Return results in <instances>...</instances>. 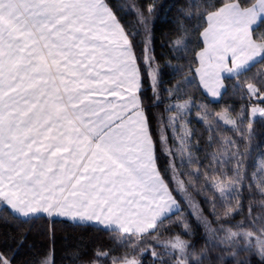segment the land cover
<instances>
[{"label":"snow or ice","instance_id":"obj_1","mask_svg":"<svg viewBox=\"0 0 264 264\" xmlns=\"http://www.w3.org/2000/svg\"><path fill=\"white\" fill-rule=\"evenodd\" d=\"M208 21L201 33L205 47L197 56L205 87L218 96L221 72L238 79L264 60V34L253 31L264 22V0H253L250 7L226 2L208 14ZM129 36L106 0H0V203L12 213L96 221L134 245L138 234L151 235L158 218L179 210L156 167L143 104L146 81L159 100V69L149 55V41L142 66ZM243 91L258 102L250 104V121L264 117L259 106L264 105V78L253 76ZM188 106L184 101L166 109L176 113L166 127L181 133V153L190 135L181 123ZM222 119L237 123L230 116ZM227 145L221 163L234 165L233 176L210 178L221 197L237 192L244 179L245 153L234 141ZM253 179H259L264 196V159ZM233 199V209H239L238 198ZM248 214L252 230L240 223L235 231L221 227L213 235L223 232L221 243H242L244 250L255 247L264 256V202L260 215H252L251 205ZM164 247L172 250L175 264H202V257L191 258L190 245L178 235ZM0 264L11 261L0 253ZM40 264L54 262L46 256ZM112 264L139 262L125 256Z\"/></svg>","mask_w":264,"mask_h":264},{"label":"trees","instance_id":"obj_2","mask_svg":"<svg viewBox=\"0 0 264 264\" xmlns=\"http://www.w3.org/2000/svg\"><path fill=\"white\" fill-rule=\"evenodd\" d=\"M133 5L153 21V57L159 69V100H155L146 81L143 88V104L146 114L150 118L151 131L156 144L157 160L163 178L171 190V173L178 174L184 187L194 195L205 215L208 224L200 225L193 218L185 230L180 217L185 212L184 201L177 196L180 209L166 218L158 228L138 236V251L128 255L135 257L139 264H175L170 248H165L167 240L180 236L188 242V251L194 257H202V264H264L255 247L244 250L247 246L242 243L228 245L221 243L223 232L213 235L212 230L232 228L243 223L245 230H252L248 219V209L252 206V215H260L261 204L264 202L259 188V179H253L258 166H254L256 156L264 153V120L247 127L240 122L239 114L253 101L237 92V87L244 79L259 76V68L264 66V60L253 65L238 79L236 77L225 80V89L218 102L211 101L202 91L196 77L198 67L197 54L204 48L201 33L207 27L208 14L218 10L226 2L238 3L242 7H250L253 0H131ZM114 14L129 33L136 32L133 27H139L134 11L130 10L128 0H106ZM151 6L152 11L148 9ZM254 34H264V22L255 30ZM135 53L142 64V44L133 37ZM187 38L185 49L178 50L176 42ZM194 79V82L190 80ZM191 78V79H190ZM171 91L172 96L169 95ZM199 98L204 100L212 113L228 110L239 119L236 128H225L217 124L213 129L197 118L194 111ZM192 99V110L189 111L188 121L190 135L185 136V150H178V132L168 125L166 109L170 103ZM264 106V105H263ZM162 121V123H160ZM251 135V137H248ZM166 137V142L161 137ZM243 137V139H242ZM227 140L234 141L241 152L245 153L242 174L244 179L237 185V192L221 197L209 183L210 178L233 176L231 168L234 165L222 164L227 159L225 149ZM233 149L229 148V151ZM218 178V177H217ZM175 192V191H174ZM241 207L234 210L237 200ZM231 214L225 216V212ZM191 217V215H190ZM259 225H257L258 227ZM117 233L89 225L72 224L69 222L40 216L23 218L12 213L0 203V253H3L11 264H40L46 256L54 264H109L114 258H122L123 245L116 239ZM107 252V258L98 257L97 253ZM153 253L156 255L154 256ZM193 257V259H194Z\"/></svg>","mask_w":264,"mask_h":264},{"label":"rangeland","instance_id":"obj_3","mask_svg":"<svg viewBox=\"0 0 264 264\" xmlns=\"http://www.w3.org/2000/svg\"><path fill=\"white\" fill-rule=\"evenodd\" d=\"M128 1H129L128 4L130 5V7H129L130 10L134 11V13L136 15V18H137V20L139 22V27H133L134 30H136V32H131V33L129 32V34H130L129 38L133 41L134 38H132V36L133 37H138L139 39H137V41H139L140 43H142V44H138V45H142V50L144 48V42L146 40H148L149 41V48H150L149 55L153 57V35H152V27H153V21H154V19L150 15L149 16L143 15L133 5V2L131 0H128ZM110 9H111V7H110ZM113 13H114V11H113ZM142 20H143V22H142ZM207 25H208V17H207ZM201 39H202V36H201ZM202 42H203V39H202ZM175 44H176V48L178 50H183V49H185V46L187 44V38H183V39L177 41ZM141 61H142V64H144L143 56H142ZM154 66H156L155 65V59H154ZM257 71H259V73L260 72H264V66H262L261 68H259ZM194 79H196V77L195 78L193 77V79L190 80V82L191 81L194 82ZM226 79H228V78H226ZM225 80H224V85H225ZM246 82H250V78L244 79L243 83L241 85H239V87H237V92L240 93L241 95H243V98H246V94L243 91V88H244V85L246 84ZM158 93H159V91H158ZM221 98H222V96H221ZM221 98L218 101H220ZM216 99L217 98L212 97L210 100L211 101L214 100V102H218V101H216ZM184 101H188L189 102V106H188V108L186 110H184V112H185L184 119H183V121H181V123H183L185 129L188 132H190L191 129H190V127L185 122L188 121V115H189V111L192 110V106H193L192 101L193 100L192 99H188V100L186 99ZM184 101L182 100V101H177V102H174V103H170L169 106L170 105H173V104H177V103H183ZM249 101H253L252 104L258 103V102H255L254 101V98H250ZM169 106H168V108H169ZM259 106L260 107H264L263 105H259ZM194 111L197 113V118H199L200 121H204V124H206L207 126H209L210 129H213V125H215V128H217V124H220V125H222L225 128H230V129L236 128L238 126V124H239V119H241V113L242 112H243V123L244 124H247V127L248 128L250 127L249 125L256 123L258 120H260V119L261 120H264V117H261L259 115H256L255 118H253L250 121V119H249L250 105H249V108L247 110L245 108H243V110L239 114V119L237 117H235L231 112H229V111L226 112V110H222V111H219V112H216V113H212L211 111H209V109L207 108V105L204 103V100L201 99V98H199L198 103L196 104V108H195ZM175 114L176 113H175L174 110L173 111H168L167 118L169 116H172V115H175ZM225 116H230L233 120H236L237 123L236 124H228V123H226L225 120L222 119V117H225ZM160 123H162V121ZM168 125H169V121H168ZM162 126H163V123H162ZM178 134L180 135L181 133L178 132ZM249 137H251V135H248V137H246V138H249ZM227 141H230V140H227ZM255 158H256V160L254 162V166L259 165V162L261 161V159H264V153H259ZM256 172L257 171H255V173ZM178 175H180V174H178ZM178 175L176 176V174L171 173V180L170 181H171L172 187H173V189H174L175 192L173 190H171V189L170 190H171V192L173 194H176L177 193L179 195V199L183 200L184 201V204H185V209L186 210L182 214V216L180 217L179 222H182L184 220L183 221V224H184V226H186L185 227V230H186V228H187V226H188V224L190 222V219L189 218H193L195 220V222L200 223V225H203V226L204 225H207L208 224V221H207L205 215L202 213V210H201V208L199 206V203L196 201L194 195L189 191V189L187 190L186 187H184V185L181 187L178 184V181H181L180 178L178 177ZM227 177H230V176H227ZM220 178L221 177L216 176L213 179L220 180ZM209 183L212 186V180L211 181L209 180ZM227 183H228V180H225L224 181V185L226 186ZM213 188L216 191L219 192L218 187H213ZM176 197L177 196H175V198ZM176 200H177V198H176ZM177 202H178V200H177ZM178 204L180 206V202ZM190 215H191V217H190ZM136 237H138V236H136ZM116 239L120 242L121 245H123V247H122L124 249V251H123L124 254L123 255H125L127 257H129L128 255L134 254L139 249L138 248V246H139V240H138V238H133L134 241H135V244L134 245L132 243H130V242H127L126 240H121V239H118V238H116ZM188 252L191 254V258H193L194 257L193 253H191L190 251H188ZM125 256H123V257H125ZM129 259H131V258H129ZM51 260H52V258H51ZM100 263H101V261L99 263L97 262L95 264H100ZM109 264H112V263H109Z\"/></svg>","mask_w":264,"mask_h":264},{"label":"crops","instance_id":"obj_4","mask_svg":"<svg viewBox=\"0 0 264 264\" xmlns=\"http://www.w3.org/2000/svg\"><path fill=\"white\" fill-rule=\"evenodd\" d=\"M208 23H209V21H208ZM262 23V22H261ZM261 23H259L258 25H255L254 26V28H253V31L261 24ZM207 27H208V25H207ZM202 39H203V37H202ZM203 43H204V40H203ZM204 47H205V43H204ZM204 49V48H203ZM202 49V50H203ZM201 50V51H202ZM200 51V52H201ZM197 59H198V67H197V69H201V71H197L196 70V77H197V79H198V82H199V84H200V86H201V89H202V91L211 99L212 97H214V98H217L216 99V101H218L220 98H221V96H222V94H223V92H224V88H225V85H224V80L226 79V78H232V77H234L232 74H229V73H227V72H221L220 73V80H221V83H222V85H223V87H219L218 88V91H219V95L218 96H213L212 94H211V92L208 90V88L207 87H205V80L207 79V77H204L203 76V66H202V64H201V61H200V59H199V57L197 56ZM261 60H257V62L255 63V64H258L259 62H260ZM255 64H253V65H255ZM252 65V66H253ZM251 66V67H252ZM250 67V68H251ZM209 84L211 85V81H209ZM214 101V100H213ZM154 139V138H153ZM154 158H155V164H156V167H157V169H158V171H159V173H160V175L162 176V173H161V171H160V168H159V165H158V160H157V153H156V144H155V142H154ZM163 177V176H162ZM164 181H165V179H164ZM165 183L167 184V182L165 181ZM168 185V184H167ZM169 187V186H168ZM169 190H170V187H169ZM171 191V190H170ZM172 193V192H171ZM172 196L174 197V199L176 200V198H175V196H174V194L172 193ZM177 201V200H176ZM177 204H178V202H177ZM4 205V204H3ZM178 208H180L179 207V204H178ZM177 212V210L176 209H173V211L170 213V214H168L167 216H165V217H160V218H158V223H157V227H156V229L158 228V226L161 224V220H162V222L166 219V218H168L169 216H171V215H173V214H175ZM18 215V214H17ZM18 216H21V215H18ZM40 216H44V217H48L47 216V214H41V215H29L28 217H24V216H21V217H23V218H35V217H40ZM48 218H50V219H56V220H61V221H65V222H69V223H72V224H79V225H89V226H94V227H98V228H101V229H104V230H109V231H112L111 229H108V228H106L104 225H101L100 223H98V222H96V221H90V222H88V221H85V222H77V221H72V220H70V219H66V218H63V217H48ZM155 229V230H156ZM155 230H149V232H153V231H155ZM145 234H148V233H145ZM145 234H143V235H145ZM137 236H142V235H140V234H138Z\"/></svg>","mask_w":264,"mask_h":264}]
</instances>
